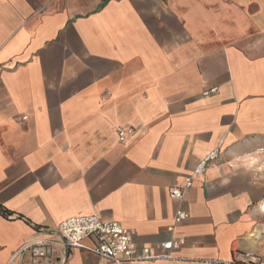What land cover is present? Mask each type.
Instances as JSON below:
<instances>
[{
  "label": "crops",
  "instance_id": "obj_1",
  "mask_svg": "<svg viewBox=\"0 0 264 264\" xmlns=\"http://www.w3.org/2000/svg\"><path fill=\"white\" fill-rule=\"evenodd\" d=\"M263 202L264 0H0V264L91 214L138 248L184 240L172 261L120 264L264 258ZM177 208L189 218L170 233Z\"/></svg>",
  "mask_w": 264,
  "mask_h": 264
},
{
  "label": "built area",
  "instance_id": "obj_2",
  "mask_svg": "<svg viewBox=\"0 0 264 264\" xmlns=\"http://www.w3.org/2000/svg\"><path fill=\"white\" fill-rule=\"evenodd\" d=\"M217 88H211L202 93L203 96L215 94ZM23 119H26L25 117ZM132 130L117 128L118 139L122 141L126 133ZM220 149L211 150L201 159L191 174L186 176L183 183L172 187L169 198L180 203L185 192L191 188L193 176L204 175L206 170L218 159ZM264 209V202L262 204ZM189 218L187 212L177 208L173 216V224L168 227L170 233L176 225ZM40 233L42 230L36 227ZM47 236L36 237L25 241L13 254L9 264L19 261L20 264H55L52 256L56 248H63L66 252L82 249L98 260H105L113 264L172 261L173 251L184 244V240L171 238L160 242L154 248L143 246L138 248L134 242V232L124 228L120 222L103 220L97 214L69 217L61 221ZM92 239V245H86L85 240ZM64 264V260L57 263ZM224 264H264V258L252 252L234 251L233 260Z\"/></svg>",
  "mask_w": 264,
  "mask_h": 264
},
{
  "label": "trees",
  "instance_id": "obj_3",
  "mask_svg": "<svg viewBox=\"0 0 264 264\" xmlns=\"http://www.w3.org/2000/svg\"><path fill=\"white\" fill-rule=\"evenodd\" d=\"M0 215H2L4 217H9L12 214L9 211L5 210L2 206H0Z\"/></svg>",
  "mask_w": 264,
  "mask_h": 264
}]
</instances>
